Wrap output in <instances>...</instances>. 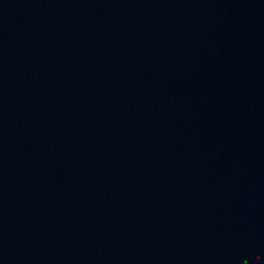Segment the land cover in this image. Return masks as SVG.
<instances>
[{
    "label": "water",
    "instance_id": "water-1",
    "mask_svg": "<svg viewBox=\"0 0 264 264\" xmlns=\"http://www.w3.org/2000/svg\"><path fill=\"white\" fill-rule=\"evenodd\" d=\"M0 264H264V0H0Z\"/></svg>",
    "mask_w": 264,
    "mask_h": 264
}]
</instances>
